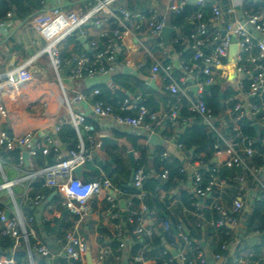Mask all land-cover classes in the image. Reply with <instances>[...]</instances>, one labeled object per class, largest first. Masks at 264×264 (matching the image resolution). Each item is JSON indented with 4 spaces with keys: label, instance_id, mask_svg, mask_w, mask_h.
I'll use <instances>...</instances> for the list:
<instances>
[{
    "label": "built area",
    "instance_id": "2783aa9c",
    "mask_svg": "<svg viewBox=\"0 0 264 264\" xmlns=\"http://www.w3.org/2000/svg\"><path fill=\"white\" fill-rule=\"evenodd\" d=\"M124 2L125 0H97L95 6L85 14L55 8L33 17L30 22L31 28L45 41L42 54L48 56L49 66L55 71L61 86L63 73L71 83H78L97 75L119 74L122 64L119 61L120 49L117 44L122 49L126 48V40L137 39V35L143 30L155 40L156 47L167 55L168 50L161 37L164 28L168 26L166 16L159 10L152 9L146 21L138 23L139 16L127 11ZM207 2L208 0H197L195 7L198 9L187 17V21L194 27L189 37L182 35L171 41L173 45L180 43L190 48L192 51L190 61L180 60L177 64L167 65L157 61L153 65L151 79L154 80L160 72H163V79L168 83L167 90L177 98L167 112H150L143 95L126 97L118 100L115 105L103 101L94 102L91 110L97 118L112 120L121 127L143 131L148 139L156 135L163 142L176 146L186 155L187 166L182 167L180 173L185 175L190 172L193 179L190 192L191 207L198 218L203 217L204 208L217 214L215 226L224 229L225 240L222 249L227 251L232 233L240 227L246 199L250 196L252 199L257 198L256 193L248 186L249 180H252L264 194V138L260 140L263 152L259 153L255 148V140L244 134L241 125L248 118L253 127L259 125L258 133L262 128L264 129V0H260L261 7L258 10L244 9L243 21L237 18L235 8H224L220 4L213 6L209 14H206L204 8ZM187 5V0H170L166 10L175 16H181ZM226 16L230 17V21L225 24ZM110 21H114L117 25L112 30V36L109 37L106 30L102 31L101 37L104 38L102 45L98 40H89L90 55H84L83 51L82 53L77 49L68 61L62 60L60 51L69 38L76 36L87 39L89 25L101 27ZM7 26L6 22H0V31L5 32ZM254 32L263 37L258 38ZM232 46H236V50L231 55ZM148 54L152 56L150 51ZM31 63L28 61L23 66L0 73V123L9 116L8 109L4 107L5 92H13L34 80ZM175 72L179 77L175 76ZM214 86L235 90L233 96L221 102L222 116L219 125L215 123L213 110L207 107L204 100L205 90ZM194 88L196 93L193 92ZM99 94L98 89L86 94L78 93L77 100L80 102L94 100ZM182 99L187 101L193 118L199 117L207 130L214 132L217 137L213 159L210 161H206L203 155L194 159L185 151L183 144L178 142L183 127L189 120L180 117ZM233 103L234 105L231 106ZM47 106L44 103L43 108L46 110ZM69 112L70 123L79 139L76 148L61 152L55 138L47 133L31 129L15 136L1 127L0 147L5 152L27 150L32 157H36L39 153L47 156L54 152L55 163L46 166L35 175L41 177L42 187L57 190L65 199L68 212L77 216L78 223L90 216L94 198L102 196L108 204L107 211L112 218H115L117 198L123 194L120 189L108 178L87 182L74 177L76 168L84 167L93 161L97 151L102 147L103 135L98 134L94 125L87 123L84 114L73 113L70 107ZM65 123H67L65 119L59 120L56 131L59 132ZM227 130L230 131L229 135ZM84 135L87 136L88 147L83 141ZM162 157L169 158V153L164 152ZM257 157L262 161L260 165L255 162ZM22 160L21 157L20 162ZM134 162L132 185L136 193L133 196L141 204L135 207L133 200L130 199L128 203L130 213L127 219L134 225V228L129 230L131 234L138 242L147 246L155 233L156 219L144 204V200L152 195L144 189L146 173L141 158L135 157ZM222 168L241 170L242 173L236 172L231 178L222 177L219 173ZM160 178L167 180L169 171L163 169ZM229 189L233 190L234 196L231 206L227 207L222 197ZM156 197L163 200L158 195ZM43 200L41 194L27 195L24 205L36 208ZM32 221L33 218H25L17 207L16 212L10 213L9 216L3 211L0 212L2 225L0 238L10 237L15 241V245H20V242L24 241L33 264V252L47 255L48 250L44 245L30 247L27 223ZM162 227L165 232L175 230L177 239L184 243L179 251L176 249V257H170L167 250L156 258H147L144 250L138 254H126L122 239L124 233L122 235L120 233L117 235L118 248L112 250L108 246L102 247L95 255H91L90 264L110 262L121 264L126 257L128 264H175L176 259L183 264H208L203 250L199 246L192 245L182 223L174 227L171 222L164 220ZM120 230L125 231L123 228ZM58 244H63L61 253L68 264H89L87 260L89 248L78 229L68 233L64 240H58ZM220 258L221 255L217 254L216 259ZM251 261L252 255L242 258L240 264H251ZM0 264H16L14 253L10 257H0Z\"/></svg>",
    "mask_w": 264,
    "mask_h": 264
},
{
    "label": "crops",
    "instance_id": "0c3cea01",
    "mask_svg": "<svg viewBox=\"0 0 264 264\" xmlns=\"http://www.w3.org/2000/svg\"><path fill=\"white\" fill-rule=\"evenodd\" d=\"M211 1L214 2V6L220 4L224 8H235L237 11L236 16L241 21H243L242 11L244 9L258 10L261 7L260 0ZM96 3L97 0H42L43 9L39 13L55 8H61L85 14L90 11ZM169 3L170 0H151V5L148 10V12H150L152 9H157L162 12L167 18V27H171L175 30L170 38V45L167 46L164 42L165 47L168 50L167 55H164L163 52L156 47L155 40L151 39L143 30L137 35V39H134L133 41L126 40V48L122 49L119 47V44H117L118 49H120L119 61L122 64L119 74L116 76L97 75L94 78H85L78 83H71L68 81L66 74L63 73L61 77L63 82L62 86L60 85L55 71L49 66L48 56L42 54L45 41L31 28L30 22L33 17L24 21L19 20L16 17H8L9 20L6 22L8 26L5 29V32L0 31V73L11 71L16 67L23 66L28 61H31L34 80L13 92H5L4 107L8 109L9 116L0 123V127L7 130L10 135L15 136L22 135L31 129L47 133L55 138L59 150L65 152L69 148L59 140L58 133L61 130L57 132L56 125L59 120L63 119L67 122L65 124H71L69 112L70 107L73 113L84 114L87 120L93 121L92 125L97 128L96 130L98 134L103 135V137H109L116 142L114 145H109L104 149L101 147L100 150L97 151L96 156L101 162H104L108 158L107 150L111 147H117L118 151L121 153L122 159L127 163L130 170V152H133L134 159L135 157L141 158L145 171L146 169H149L152 162L149 160L148 156L146 158L147 160H144L142 153L134 149L132 142H130V139L128 138L129 136H135L138 138L137 144L146 147L149 154H151L156 147H163L169 153V158L172 160L183 161V167L187 166L186 155L176 146L163 142L161 139H159L162 141L161 145H153L149 141L151 137L148 139L147 134L143 131L121 127L112 120L97 118L91 110L94 100L89 99L81 102L77 100L78 93L86 94L94 88L104 87L111 91L112 97H110L112 100L115 95V97H120L121 93L125 94L126 97L131 98L143 95L146 102L150 98L155 101L159 107L157 113L167 112L172 107L174 103L171 104V101L167 99L169 97L173 99L176 97L167 90L166 87L168 83L163 79V72H160L154 80L151 79L153 65L157 61H160L163 65H167L177 64L182 60L188 52L184 51L182 46H180V51L176 50L171 41L173 38L182 35L189 37V34L194 31V27L189 26L188 24H186L187 26H172L175 16L166 10ZM136 15L139 16L137 20L138 23L145 22L148 16V14ZM229 21L230 17L226 16L224 23L226 24ZM116 26L117 25L114 21H110L101 27L89 25L88 37L85 39V44L89 46V40L95 39L98 40L100 45H102L104 43V38L101 37L102 31L106 30L109 37H111L112 30ZM254 35L258 38L263 37L255 32ZM80 45L84 49V55L91 54L89 47L86 49L85 45L81 42ZM69 49H75L74 52L77 50L74 44L70 45ZM148 51L152 53V56L148 54ZM189 61L188 58V61L186 62ZM125 68H130L132 72L130 74H125ZM175 76L179 77V74L175 72ZM120 77H124L125 79ZM116 79L120 83L119 86L115 85ZM151 83L154 84L153 87L150 86ZM139 84L141 86H139ZM44 103L48 105L46 110L43 108ZM256 133L258 134V132ZM116 135L119 137H116ZM83 141L86 147H88L89 143L86 135L83 136ZM0 150L4 151L1 147ZM23 152L29 153L27 150H22L21 157ZM93 161L89 163H93ZM86 165L84 166L85 171L83 172L84 181H87L84 177ZM44 168L40 167L36 157H32L30 154L28 165H26L23 160L18 165L6 162L1 163L0 161L1 211L5 212V214L7 212L10 214L16 212L17 207L25 218H33L32 223H27V230L30 232L29 239L31 240V244H33L32 247L35 245H44L48 250L47 255H40L33 252V264H68L67 260L61 253L63 244H58V240H64L68 233L74 232L77 229L79 234H81L86 240L91 255H95L104 246H108L112 249L114 245H118L117 239L119 240V238L117 235L120 233L121 235L124 233L122 239L125 243L126 254L131 255L139 245L142 246V250H146L149 247L138 242L129 231L134 228V225L130 224L127 219L130 213L128 203L130 199H134L133 194L126 195L120 190L123 194L117 198L118 206L116 209L117 216L115 218H112L107 211L108 204L103 196L94 198L92 201V212L90 216L78 223L77 216H74L67 211L63 196L55 189L43 188L41 177L35 176L36 173ZM163 169V167L160 168V174H157L152 168L149 169L151 171L149 178L155 177L161 183H164L167 180H162L160 178ZM183 176L184 179L179 182L175 189L171 190L169 193L163 189H159L158 196L160 199L164 200L166 196L170 194V198L173 199L169 202V205L166 206L168 212L166 217L170 222L175 224L177 222L176 219L180 216L182 221L180 223L184 225L188 236L189 233L195 229L203 228V236L200 242L201 245L199 243L196 245L194 241V243L192 242V245L199 246L203 250L208 264H240L242 258L249 257L250 255H252L251 264H264V233L250 229V220L254 216L253 206L256 202L261 201L264 194H262L261 190L256 185H254L252 180H249L248 186L256 193L257 198L252 199L250 196L246 199L245 210L240 220V227L232 233V237L229 239V247L227 251H224L222 249V243L225 240L224 229L215 226V220L218 218L216 216L217 214L208 208H204L203 217L198 218L195 215L194 209L187 208L183 203L180 195L182 192H187V194L190 195L193 182L190 172H187V174ZM103 178L107 177L103 174L98 180ZM87 179L89 181L92 180L91 177H88ZM132 182L133 178H131L129 184L133 188ZM30 188H32V190H30ZM49 191H52L50 195L48 194ZM54 192H56V194L55 196H52ZM36 194H41L44 197V200L38 207L31 208L30 206L24 205V200L27 195L34 196ZM233 196V190L229 189L227 190V194L222 197V201L227 207L231 206ZM55 198L57 199L55 200ZM135 200L138 204L134 203V205L135 207H138L141 202L138 199ZM204 203L203 204L206 205V202ZM151 212L156 219L154 230L157 233L159 228H163V218L160 217L155 210ZM207 212L209 213L207 214ZM261 215L264 216V210H262ZM259 217L260 215L255 217L254 222ZM120 228L125 229V231L120 230ZM1 229L2 225L0 224V230ZM177 240L178 242L175 245L169 247L175 248L179 251L184 246V243L179 239ZM22 244H24L28 253V246L22 241L20 242V245H15L14 248L9 251L3 250L0 247V257H6L5 254H9L10 257L12 253H15L22 248ZM245 249H249L250 252L244 256L240 255L239 253L243 252ZM217 254L221 255L220 259H216ZM30 264H32L31 261ZM109 264L117 263L110 262ZM121 264L124 263L122 262ZM175 264L183 263L179 259H176Z\"/></svg>",
    "mask_w": 264,
    "mask_h": 264
},
{
    "label": "trees",
    "instance_id": "16d2710c",
    "mask_svg": "<svg viewBox=\"0 0 264 264\" xmlns=\"http://www.w3.org/2000/svg\"><path fill=\"white\" fill-rule=\"evenodd\" d=\"M125 9L129 11L132 14H148L149 16V8L151 5V0H125ZM214 6V2L211 0H208L204 12L206 14H209V12L212 10V7ZM43 9L42 0H0V22H7L8 15H11V17H16L19 20H29L34 15L39 13ZM197 7H193L191 5H187L185 8L184 13L181 16H175L174 20L172 22V26H192L188 21L187 17L195 10H197ZM147 16V17H148ZM76 36L69 38L66 42V44L61 48V58L62 60L68 61L72 54L74 53V50H70V45L74 44L75 47L80 49L81 51H84L83 47L80 45V42ZM180 46H182L180 43L174 44V48L176 50H181ZM184 51H187L188 54H186L182 60L188 61L191 59L192 51L187 46H182ZM122 79H125L124 77H120ZM115 85L119 86L120 83L116 79ZM139 86H141L139 84ZM94 89H98L100 91V94L94 98V102L103 101L105 103L115 105L118 100H122L126 98L125 94L121 93L120 97H115L112 100V94L111 91L108 88L104 87H97ZM90 92V91H89ZM235 94V90L233 88H226L221 86H214L207 88L204 93V100L207 104V107L213 110L215 118H216V124L219 125V122L221 120L222 116V108H221V102L225 98H229ZM114 95V94H113ZM108 96V97H107ZM111 96V97H110ZM167 100L171 101V104L175 103L176 98H168ZM236 103V102H235ZM231 104V106H233ZM147 109L155 113L159 109L158 105L155 103V101L150 98L146 102ZM180 117L182 118H188V122L183 127V132L178 138V142L183 144L185 151L190 154L194 159L196 156H204V159L206 161H210L213 159V151H214V145L217 141V137L214 132L208 131L206 128V125L203 123V121L196 117L193 118V114L189 112L188 109V103L185 99L181 100V110H180ZM88 124H92L93 121L87 120ZM242 125V130L244 131L245 135H248L250 138L255 140V148L259 153L263 152L262 145L260 143V140L264 138V129L262 128L260 132L257 134L254 127L252 126V122L250 119L246 118ZM97 129V128H96ZM99 131V130H98ZM122 135V134H121ZM120 135V136H121ZM116 137H119L116 135ZM58 138L61 141L62 144L66 145L69 149H74L78 145V139L75 130L73 129L71 124H65L61 131L58 133ZM130 142H132V145L135 150H138L142 153V156L144 160H147V156L149 160L152 162V165L149 169L152 168L157 174H160V168L163 167L164 169H167L169 171V178L164 183H161L157 178L151 177L150 170L146 169V179L144 181V189L151 193L152 196H149L147 199L144 200V204L147 207L148 211L151 212L155 210L160 217L164 220H167L170 222V220L166 217L168 214L166 210V206L169 205V202L173 199L170 198V194L166 196V198L161 201L157 199L158 191L159 189H163L167 191L168 193L175 189L179 182L184 179V176L180 173L181 168L184 166L183 161L179 160H172L171 158H163L162 154L166 152V150L163 147H156L155 150L149 154L148 150L144 146H139L137 144L138 138L135 136H129ZM117 147H111L108 152V158L101 162L97 156H95L93 163H89L86 165V172L84 173V177L87 180V182L95 181L100 179L103 174L109 178L113 185L119 188L124 194L128 195H135L136 190L131 187V170L128 168L127 163L124 162V160L121 157V153L118 151ZM20 158H21V152L19 150H14L11 152H4L0 150V161L1 163H12V164H20ZM36 160L40 167H46L53 165L55 163V155L53 152L49 153L47 156H43L42 153H39L36 156ZM255 162L257 164H261L262 161L260 158H256ZM141 163L143 164L142 160ZM237 173H242L241 170H231L228 168H222L220 170V175L222 177H233ZM91 177V181H89L87 178ZM42 184V183H41ZM41 186V185H40ZM52 193V191H49V195ZM48 195V196H49ZM183 203L187 208H191V201L190 197L191 195H188L187 192H182L180 195ZM57 198H55L56 200ZM133 202L135 204H138V202L133 199ZM254 208V216L250 220V229L257 230V231H264V216L261 215L262 210H264V197L261 199V201L256 202L253 206ZM1 211V206H0ZM209 212H207L208 214ZM260 217L254 222L255 217ZM176 223H172V226L176 227V225L181 221V218L176 219ZM203 236V228H197L194 231L189 233V238L194 241L197 245L200 244ZM178 242L176 233L174 230H171L170 232H165L163 228H159L157 230V233L155 232L152 239L148 241L147 249L144 250L145 256L147 258H156L160 255L161 252L164 250L169 251V256L172 257L169 250V246L175 245ZM193 242V243H194ZM22 248L17 250L14 253L16 264H30L28 253L24 247V244H22ZM29 245L32 247L33 244H31V240L29 239ZM143 245V244H142ZM146 245V244H145ZM195 245V246H196ZM201 245V244H200ZM15 246V241L10 237H2L0 238V247L3 250L9 251L13 249ZM118 245H114L112 250H116L118 248ZM194 246V247H195ZM143 251L142 246L139 245L135 248V251L132 254H138L139 252ZM250 252L249 249L243 250V252L239 253L240 255H247V253ZM6 257H9V254H5Z\"/></svg>",
    "mask_w": 264,
    "mask_h": 264
},
{
    "label": "water",
    "instance_id": "95a60500",
    "mask_svg": "<svg viewBox=\"0 0 264 264\" xmlns=\"http://www.w3.org/2000/svg\"><path fill=\"white\" fill-rule=\"evenodd\" d=\"M188 4L191 5V6H195L196 3H197V0H187ZM175 30L171 27H165L162 34H161V37L162 39L164 40L165 44L167 46L170 45V38L171 36L174 34ZM79 41L85 45V48L88 49V45L85 44L86 43V40L83 39V38H80ZM236 50V46H232L230 48V54L232 55ZM132 72V70L130 68H125L124 69V73L125 74H130ZM151 87L154 86L153 83L150 84ZM193 92L196 93V88L193 89ZM259 125H255L254 126V129L256 132L259 131ZM227 134L229 135L230 134V131L227 130ZM150 143L153 144V145H161L162 144V141L159 140L158 136L154 135L150 138ZM101 142H102V149H104L105 147L109 146V145H114L116 142L109 138V137H103L101 139ZM22 158H23V161L26 165H28V159H29V153L27 152H23L22 153ZM129 161H130V166H131V178H133V175H134V170H135V162H134V155H133V152H130L129 153ZM85 171V167L81 166V167H78L74 170V177L75 179H80V180H83V172ZM56 192H54L52 194V196H55ZM68 211V210H67ZM9 212L6 213V216H9ZM175 231V230H174ZM176 232V231H175ZM169 250L171 252V254L176 257L177 256V252H176V249L175 248H171L169 247ZM87 260H88V263L90 264L91 263V254L90 252L88 251V254H87ZM124 264H128V261H127V257L124 259L123 261Z\"/></svg>",
    "mask_w": 264,
    "mask_h": 264
}]
</instances>
